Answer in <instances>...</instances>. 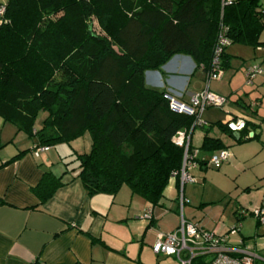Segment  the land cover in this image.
Wrapping results in <instances>:
<instances>
[{"label": "trees", "instance_id": "trees-1", "mask_svg": "<svg viewBox=\"0 0 264 264\" xmlns=\"http://www.w3.org/2000/svg\"><path fill=\"white\" fill-rule=\"evenodd\" d=\"M4 7L0 117L36 137L35 146L87 135L89 149L75 154V177L88 196L113 195L126 185L157 205L169 180L178 178L183 147L173 138L180 131L191 138L200 127L197 149H226L209 135L216 129L233 137L226 123L198 125L194 116L171 111L165 91L148 87L144 73L181 54L206 77L220 24L231 43L264 46L258 40L264 31L259 0H235L223 8L220 0H7ZM228 60L224 50L223 71ZM41 110L46 117L36 129ZM247 127L253 129L246 124L237 142L255 137H246ZM61 185L45 172L32 192L43 203Z\"/></svg>", "mask_w": 264, "mask_h": 264}, {"label": "crops", "instance_id": "crops-1", "mask_svg": "<svg viewBox=\"0 0 264 264\" xmlns=\"http://www.w3.org/2000/svg\"><path fill=\"white\" fill-rule=\"evenodd\" d=\"M6 1L0 0V4ZM262 32L259 42H264L260 38ZM232 48L234 53L225 49L229 60L221 86L209 84V90L225 97L226 104L220 112L206 108L200 119L207 126L217 121L225 123L229 117L245 118L253 128L244 130L246 137L258 136L262 145L264 73L246 85L244 71L253 63L264 69V46H249L250 50ZM144 81L150 88L170 91L180 101L188 102L191 95L204 88L205 73L189 56L176 54L158 70L146 71ZM24 134L0 117V264H153L148 253L165 257L151 250L157 235L179 226L180 196L185 200L181 215L185 219V209L189 214L185 220L207 231L228 234V247L248 248L256 256L254 264H264V224L252 215L237 218L239 211L264 208V146H252L251 139L237 142L213 129L209 135L219 137L226 149L234 143L221 166L225 175L236 174L233 186L209 184L212 188L205 192L207 182L203 186L184 184L180 190L179 179L171 178L160 202L152 206L132 195L126 185L113 195H87L80 179L75 177V154L88 150V136L82 142L76 139L68 143L71 148L58 143L35 156L32 148L37 140ZM202 137L203 130L197 127L191 134V145L199 148ZM23 151L18 159L6 163ZM217 151L198 149L192 170L207 167L206 161ZM67 156L71 158L68 161ZM45 172L59 177L62 185L41 203L32 188ZM220 203H224L221 213L209 220L213 213L211 205ZM148 209L150 221L143 218ZM238 223V230L232 231Z\"/></svg>", "mask_w": 264, "mask_h": 264}, {"label": "built area", "instance_id": "built-area-1", "mask_svg": "<svg viewBox=\"0 0 264 264\" xmlns=\"http://www.w3.org/2000/svg\"><path fill=\"white\" fill-rule=\"evenodd\" d=\"M221 7L230 5L235 0H220ZM264 15V7L260 8ZM5 7L0 4V24L5 22ZM231 44L228 31L222 24L219 25L216 35V41L212 50L211 69L206 74L204 88L190 96L188 102H182L177 99L170 91H165L163 98L167 101L169 109L173 112L184 113L194 116L195 123L202 124L201 113L208 107L223 108L226 104V98L209 90L211 80H219L222 77L223 70L220 68L221 55L223 51ZM264 73V69L258 64H250L245 68V84L251 85L257 75ZM226 126L233 132L242 130L246 125L245 118L229 117L226 120ZM175 144L183 147V157L180 169L174 173L180 182V190L184 184L195 182V178L189 174V170L195 166V159L198 149L190 148V133L180 131L174 136ZM47 146H34L32 152L37 156L40 152L46 151ZM229 158L227 149L218 150L212 154L206 161V164L214 167H220L223 162ZM184 199L180 196V222L179 226L170 232L159 233L151 250L155 255L173 257L177 264H254L255 254L248 248L235 249L227 245L228 234H217L212 231L204 230L196 223L185 220L182 215V206ZM238 218L252 215L256 220L264 224V208H257L246 211H239ZM151 209H148L143 218L150 221L152 218ZM240 224H236L232 231L238 230ZM240 242V241H239Z\"/></svg>", "mask_w": 264, "mask_h": 264}, {"label": "rangeland", "instance_id": "rangeland-1", "mask_svg": "<svg viewBox=\"0 0 264 264\" xmlns=\"http://www.w3.org/2000/svg\"><path fill=\"white\" fill-rule=\"evenodd\" d=\"M259 4L262 5V7H264V0H259ZM260 38L262 40H264V32H262ZM232 46L234 48H237V50H250L248 48L249 46L248 47H243V46H247V45H243L241 43H233V44H230V45L227 46V49L229 51H232L233 53L235 52V50L232 48ZM243 48H245V49H243ZM222 76H223V74H222ZM221 78L219 80H211L210 83H209L210 84V87H214V84L215 85H218V86H221V84H222V79ZM262 89H264V88H262ZM208 108L211 109L210 111H216V112H220V109H221V108L213 107V106L212 107H208ZM45 117H46V112L44 110H41L38 113L37 117H36L35 125L38 126V127H40L42 125L43 119ZM84 136L86 137L87 135H84ZM84 136H80L78 138V140H79L78 142H82L84 140L83 139ZM27 138L31 139V137H27ZM33 138L36 139V137H33ZM229 142L232 143V140L229 139ZM251 142H253L252 146H256V148H259L261 146H264V144L261 145V143L258 142V136L255 137L254 139H251ZM63 144L65 146L67 145L69 148H71V145H69L68 143H63ZM232 144H234V143H232ZM232 144L229 147V149H227V150H230L231 147L234 146ZM54 147H55V145H54ZM89 147H90V144L88 146V149H89ZM262 148H264V147H262ZM256 155L254 156V158L256 157ZM69 157L70 156H67L68 159L66 158L67 159L66 161H68V160L71 159ZM221 166L220 167H214L212 165H208L207 164V167H205V166H202V167L201 166H198V168L195 169V170L190 169L189 170V174L195 178V183H186V184H194L195 186H203L204 184H206L208 182L207 185H206L205 192L207 190H211V188L214 185L215 186L216 185L217 186H219V185L220 186L221 185H224V186H226V185L227 186H233V184L235 183L234 180H235V175L236 174L232 173V175H231V174L227 173V175H225L226 173L224 172V169ZM236 179H237V177H236ZM209 184L212 187H210ZM186 186L188 187L190 185H186ZM205 199H207V198H205ZM223 204L224 203H220V205H211V208L213 210L212 211L213 213L211 214L212 216H209V220H211L212 218H214V215L217 216V215H219L221 213V210L223 208ZM188 218H189V214H188L187 209H185V219H188ZM234 238H235V236L232 237L233 240H234ZM148 260L149 261H153V264H158V263H161V262H162V264H177L176 263V260L173 257H167V256H165V257H160L159 258V257L154 256L151 252H150V254L148 253Z\"/></svg>", "mask_w": 264, "mask_h": 264}, {"label": "water", "instance_id": "water-1", "mask_svg": "<svg viewBox=\"0 0 264 264\" xmlns=\"http://www.w3.org/2000/svg\"><path fill=\"white\" fill-rule=\"evenodd\" d=\"M232 136L235 138V140H238L240 137V134L237 131H235L232 133ZM250 136H252V134Z\"/></svg>", "mask_w": 264, "mask_h": 264}]
</instances>
